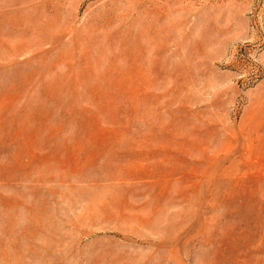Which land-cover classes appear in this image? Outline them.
<instances>
[{
	"label": "rangeland",
	"instance_id": "obj_1",
	"mask_svg": "<svg viewBox=\"0 0 264 264\" xmlns=\"http://www.w3.org/2000/svg\"><path fill=\"white\" fill-rule=\"evenodd\" d=\"M0 264H264V0H0Z\"/></svg>",
	"mask_w": 264,
	"mask_h": 264
}]
</instances>
